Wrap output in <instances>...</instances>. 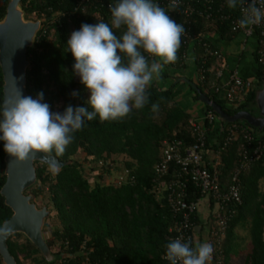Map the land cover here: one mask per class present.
<instances>
[{"label": "trees", "instance_id": "trees-1", "mask_svg": "<svg viewBox=\"0 0 264 264\" xmlns=\"http://www.w3.org/2000/svg\"><path fill=\"white\" fill-rule=\"evenodd\" d=\"M204 0H202L203 2ZM221 4L222 0H215ZM115 0H89L85 5H77L76 0H21L27 19H42L35 45L28 48L27 91L33 99L43 93V101L50 108L63 113L67 106L88 107L90 92L73 74L74 57L67 51V41L73 31L82 23L96 24L110 20L109 4ZM9 0H0V21L4 18ZM239 7L226 13L239 15ZM177 23L187 25L189 18L177 12L170 15ZM191 34L214 45L207 39L210 33H218L224 39L238 35L232 30L230 21L196 18L191 24ZM118 36L119 32L116 33ZM183 51L178 50L179 66ZM196 64L206 60L205 80L197 83L201 91L222 106L226 113L234 115L248 111L254 116L260 113L256 94L264 84V75L258 67L254 86L242 92L233 106L219 93L212 91L217 82L215 58L205 55L201 44H196ZM196 65V66H197ZM3 73L0 66V102L3 101ZM78 92L73 97L72 92ZM149 103L140 110L133 111L123 119L100 121L97 116L92 121L85 120L82 130L74 134V141L65 153L58 157L72 163L59 167L58 172L49 170V165L36 163L37 181L27 189L39 199V206L47 205L51 215L45 223L47 242L56 256L47 262L40 250L27 238L16 234L8 239L11 254L18 264H170L164 258L165 247L172 237L171 228L179 216L175 215L167 201L166 183L177 177L180 167L170 164V172L161 182L156 181L155 167L162 160L165 143L181 141L184 151L195 143L191 126L192 117L176 101L171 88L162 90L156 82L148 89ZM195 98H199L196 92ZM159 104L157 113L151 112V105ZM91 110V109H89ZM211 111L206 106V113ZM222 130L230 123L222 122ZM214 124V123H213ZM213 124L205 121L208 139L206 152H218V162L209 166L216 170L222 191L231 184L234 171L240 163L244 142V132L239 131L232 143L223 146L209 141ZM239 125H248L240 121ZM258 133L257 128L251 127ZM223 134V131H222ZM4 142L0 141V190L6 182ZM83 157L80 158V156ZM211 161V160H210ZM213 161V160H212ZM128 170L129 174L125 175ZM124 175L123 183L118 176ZM134 177V182L130 178ZM188 180V201L203 197L200 188ZM164 183L165 185H163ZM242 203L229 207L236 210L221 244L223 264H235L239 246L238 229H246L249 248L243 255V264H264V154L260 160L241 174ZM212 204H214V200ZM213 210L211 211V215ZM13 212L5 204L0 194V228L11 218ZM194 221L197 224V217ZM214 224L215 220L213 219ZM0 264H4L0 255Z\"/></svg>", "mask_w": 264, "mask_h": 264}, {"label": "clouds", "instance_id": "clouds-1", "mask_svg": "<svg viewBox=\"0 0 264 264\" xmlns=\"http://www.w3.org/2000/svg\"><path fill=\"white\" fill-rule=\"evenodd\" d=\"M177 6L172 0L168 7L174 11ZM227 6L240 8L237 27L241 29L264 21V10L255 0H227ZM109 12L108 23H82L66 44L75 60L73 74L90 92L88 107L69 105L63 113H52L47 103H41L42 92L33 99L22 96L17 88L0 102V141L15 161L41 154L49 161V170L58 172L57 158L74 141L85 120L97 116L100 121L123 119L133 109H143L149 103L152 83L161 78L166 65L178 61L186 29L164 7L154 0H115L109 4ZM70 95L75 97L78 92ZM158 111L159 104L153 103L151 112ZM9 231L0 228V238ZM164 247V258L170 264H210L214 251L208 242L193 246L180 238Z\"/></svg>", "mask_w": 264, "mask_h": 264}, {"label": "built area", "instance_id": "built-area-1", "mask_svg": "<svg viewBox=\"0 0 264 264\" xmlns=\"http://www.w3.org/2000/svg\"><path fill=\"white\" fill-rule=\"evenodd\" d=\"M76 1L79 6L89 2V0ZM154 2L164 7L169 15L177 12L189 18L187 25L183 24L186 33L182 36L183 51L179 59L180 64L179 66L175 63L170 64L178 69L185 67L189 59V49L192 44L194 48L196 44H201L204 48L205 55L215 58L217 62L215 68L217 82L213 84L212 91L215 93L224 91V99L229 105L233 106L235 104V100L239 94L250 91L254 86V80L243 77L236 68L227 69L226 59L218 48H212L208 42L202 41L199 37L191 34L190 26L196 18L200 17L222 22L230 21L232 30L238 34L242 33L246 38L256 35L258 41L256 61L258 66L261 67L264 75V21L257 25L250 26L248 29L237 27V21L242 16L241 10L240 8L238 9V16H234L232 13H226L224 8L227 6V0H222L221 4L218 5L215 0H204L203 2L202 0H176L178 6L174 11L170 10L168 7L172 0H154ZM246 2L250 3L251 0H246ZM255 3L257 7L264 10V0H255ZM205 64L206 60L202 62L200 66L196 64L198 83H203L205 80V73L207 70ZM226 74L227 80L225 83H222V79H224ZM205 119L213 124L217 121V115L211 110L206 113ZM237 123L238 122L230 123V125H227L223 129L222 138L219 142L226 147L238 136L240 130L244 132L240 163L234 171L231 184L226 191H222L221 189L218 172L215 169H209V166H214L218 162V152L214 151L213 159L206 162L204 149L208 139L207 129L204 125L193 120L191 121V126L195 135V143L184 151H182L183 144L181 141L165 143L162 151V160L155 167L156 181L159 183L163 177L169 174L170 164L172 162L180 167L177 177L166 183L168 204L172 212L179 216L170 230L172 233L171 240L180 238L183 242H191L193 246L196 245L194 235L196 223L193 216L197 217L199 213L200 200H187L188 180L185 179L186 176L191 178L195 186L201 189L204 194L203 197H212L214 200L212 221L206 241L210 243L214 249L210 264H223L221 244L236 214V210L229 206L230 204L237 206L242 203L241 174L247 171L253 163L260 160L264 154V132L258 133L251 128L252 126L249 124L239 125ZM262 131H264V129ZM128 174L129 171L126 170L125 175ZM124 180V175L118 176L119 184L123 183ZM130 182H134V177L130 178ZM162 184L165 185L164 183ZM213 219L215 220V224ZM60 264L68 263L63 261ZM81 264H89V262L85 260Z\"/></svg>", "mask_w": 264, "mask_h": 264}, {"label": "water", "instance_id": "water-1", "mask_svg": "<svg viewBox=\"0 0 264 264\" xmlns=\"http://www.w3.org/2000/svg\"><path fill=\"white\" fill-rule=\"evenodd\" d=\"M42 19H27L21 0H9L4 18L0 21V66L3 73V99L14 94L17 88L22 96H29L27 91V69L29 67L28 48L35 45L37 34L42 25ZM187 83L198 93L199 100L209 106L224 123L244 121L259 131L264 129V84L256 94V103L260 111L254 116L248 111H239L234 115L225 112L221 105L203 93L198 84L191 80ZM36 99V98H35ZM41 103H44L42 100ZM52 113L56 110L50 108ZM2 119V117H0ZM6 182L0 190L5 204L11 208L13 215L5 221L1 228L10 231L0 238V255L4 264H18L11 254L8 239L21 234L37 247L43 258L52 263L56 256L47 242L44 231L45 223L51 215L47 205L39 206L34 202L32 194H26L27 189L37 181L36 163L49 165V161L41 154L30 157L24 162H17L7 153L5 155ZM59 167L72 163L57 158Z\"/></svg>", "mask_w": 264, "mask_h": 264}, {"label": "crops", "instance_id": "crops-1", "mask_svg": "<svg viewBox=\"0 0 264 264\" xmlns=\"http://www.w3.org/2000/svg\"><path fill=\"white\" fill-rule=\"evenodd\" d=\"M207 39L218 48L224 55L227 62V69L236 68L243 77L254 80L258 64L256 61L257 37L252 35L249 38L244 37L242 33L238 34L233 39H224L218 33H210ZM186 80H191L198 83L196 70V53L194 45L189 49V59L186 66L178 69L172 64H168L162 71L161 78L154 81L162 89L171 88L172 94L178 104L188 112L192 120L204 125L206 119V105L198 98H195L196 91L191 87ZM227 80V74L222 83ZM153 82V83H154ZM220 98H224V91L220 92ZM222 125L219 120L215 121L209 134L210 145L219 143L222 138ZM208 162L213 159V151L206 152ZM214 204L209 197H202L199 201V213L197 215V224L195 226V243H203L207 241L209 228L211 226ZM240 250H237V256H233V261L237 264L240 255ZM241 256L243 263V256Z\"/></svg>", "mask_w": 264, "mask_h": 264}, {"label": "rangeland", "instance_id": "rangeland-1", "mask_svg": "<svg viewBox=\"0 0 264 264\" xmlns=\"http://www.w3.org/2000/svg\"><path fill=\"white\" fill-rule=\"evenodd\" d=\"M242 75V74H241ZM56 112H58V110H56ZM257 115L259 114V113H256ZM81 157H83V155H81L80 156V158ZM34 202H36V203H39L40 202V200L39 199H37V200H35L34 199ZM45 205V204H44ZM41 206H43V205H41ZM238 233H239V237H240V239H239V246H238V248L237 249H239L241 252H240V255H244L245 254V252L248 250V248H249V239H248V235H247V233H248V231L246 230V229H238ZM239 255V259L240 260H238V262H237V264H243L242 263V259H241V256Z\"/></svg>", "mask_w": 264, "mask_h": 264}]
</instances>
